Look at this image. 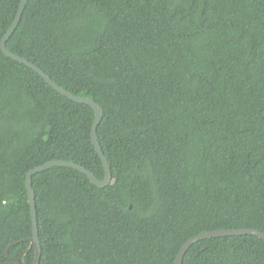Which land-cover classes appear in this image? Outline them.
I'll use <instances>...</instances> for the list:
<instances>
[{
    "label": "trees",
    "instance_id": "1",
    "mask_svg": "<svg viewBox=\"0 0 264 264\" xmlns=\"http://www.w3.org/2000/svg\"><path fill=\"white\" fill-rule=\"evenodd\" d=\"M20 2L0 0V42ZM7 48L102 109L114 180L33 176L40 264H175L202 233H264V0H28ZM94 119L0 48V264L35 259L29 171L104 179ZM183 264H264V240L207 239Z\"/></svg>",
    "mask_w": 264,
    "mask_h": 264
},
{
    "label": "water",
    "instance_id": "2",
    "mask_svg": "<svg viewBox=\"0 0 264 264\" xmlns=\"http://www.w3.org/2000/svg\"><path fill=\"white\" fill-rule=\"evenodd\" d=\"M27 2H28V0H21L17 15L15 17V20H14L13 24L11 25L10 29L7 31V33L4 35V37L2 38V40L0 42L1 51L8 58H11L17 62H20V63L26 65L27 67H29L30 69H32L33 71H35L36 73H38L54 90H56L62 96L68 98L69 100H71L75 103L90 106L93 109L94 114H95V119H94L92 130H91V141H92V144H93L97 154L99 155V157L102 161V166H103L104 172H105L104 179L100 181L89 170H87L86 168H84L78 164H75V163H72V162H69L66 160H52V161L46 162L45 164H43L41 166L36 167L35 169H33L27 173L26 179H25V188H26L27 194H28V201H29V205H30V213H31V218H32V236L28 239H23V240L19 241V243L24 242V241L30 242V244L33 245L35 248V259H34L33 264H40L41 257H42V249H41V245L39 242L38 214H37L36 200H35L36 197H35V192L32 188L33 176H35L39 173L45 172V171H47L53 167H68V168L74 169V170L82 173L83 175L87 176L89 181L91 182V184H93L94 186H96L98 188H106L109 185L113 184L114 180H113L111 171L109 169V164H108L107 158H106L105 154L103 153V151H102V149L98 143V139H97V128L103 120L102 109L93 100H91L89 98H86L83 96H77V95L69 93L63 87H61L57 83H55L49 77V75H47L37 65L31 63L30 61L26 60L25 58H22L20 56H17L15 54L11 53L7 48V42L11 38V36L14 34V32L16 31ZM243 235L256 236V237L264 240V233L259 231V230H253V229L215 230L212 232L202 233V234H200L196 237H193V238L189 239L188 241H186V243L181 247V249H180V251L176 257L175 264H183V260H184V257L186 255L187 251L193 245H195L201 241H204L207 239H212V238L243 236ZM17 243H15V244H17ZM13 245L14 244H11L6 251V255L9 258H10L9 251ZM15 261H16L15 263H8V264H20L19 260H15Z\"/></svg>",
    "mask_w": 264,
    "mask_h": 264
},
{
    "label": "bare ground",
    "instance_id": "3",
    "mask_svg": "<svg viewBox=\"0 0 264 264\" xmlns=\"http://www.w3.org/2000/svg\"><path fill=\"white\" fill-rule=\"evenodd\" d=\"M24 10H25V8H24ZM18 12V11H17ZM24 12V11H23ZM17 15V14H16ZM23 15V14H22ZM22 18V17H21ZM21 21V20H20ZM20 23V22H19ZM18 28V27H17Z\"/></svg>",
    "mask_w": 264,
    "mask_h": 264
},
{
    "label": "clouds",
    "instance_id": "4",
    "mask_svg": "<svg viewBox=\"0 0 264 264\" xmlns=\"http://www.w3.org/2000/svg\"><path fill=\"white\" fill-rule=\"evenodd\" d=\"M212 232V231H211ZM206 233V232H205ZM191 239V238H190Z\"/></svg>",
    "mask_w": 264,
    "mask_h": 264
},
{
    "label": "flooded vegetation",
    "instance_id": "5",
    "mask_svg": "<svg viewBox=\"0 0 264 264\" xmlns=\"http://www.w3.org/2000/svg\"><path fill=\"white\" fill-rule=\"evenodd\" d=\"M13 263H15V262H13Z\"/></svg>",
    "mask_w": 264,
    "mask_h": 264
}]
</instances>
